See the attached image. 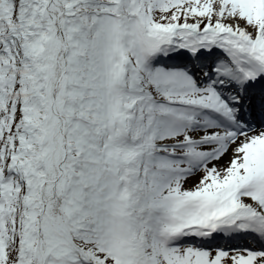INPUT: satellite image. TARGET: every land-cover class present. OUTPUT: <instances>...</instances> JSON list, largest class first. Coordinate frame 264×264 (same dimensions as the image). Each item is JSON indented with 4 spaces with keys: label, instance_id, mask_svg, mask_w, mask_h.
Listing matches in <instances>:
<instances>
[{
    "label": "snow or ice",
    "instance_id": "1",
    "mask_svg": "<svg viewBox=\"0 0 264 264\" xmlns=\"http://www.w3.org/2000/svg\"><path fill=\"white\" fill-rule=\"evenodd\" d=\"M0 264H264V0H0Z\"/></svg>",
    "mask_w": 264,
    "mask_h": 264
}]
</instances>
